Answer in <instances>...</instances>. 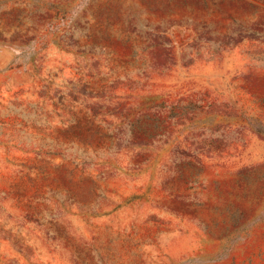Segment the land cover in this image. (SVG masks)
Wrapping results in <instances>:
<instances>
[{
	"label": "rangeland",
	"instance_id": "rangeland-1",
	"mask_svg": "<svg viewBox=\"0 0 264 264\" xmlns=\"http://www.w3.org/2000/svg\"><path fill=\"white\" fill-rule=\"evenodd\" d=\"M0 264H264V0H0Z\"/></svg>",
	"mask_w": 264,
	"mask_h": 264
}]
</instances>
